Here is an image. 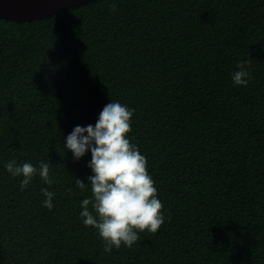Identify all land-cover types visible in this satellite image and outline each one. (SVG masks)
<instances>
[{
	"label": "trees",
	"instance_id": "1",
	"mask_svg": "<svg viewBox=\"0 0 264 264\" xmlns=\"http://www.w3.org/2000/svg\"><path fill=\"white\" fill-rule=\"evenodd\" d=\"M111 100L134 109L127 137L165 222L106 253L79 215L91 154L63 143ZM10 160L49 163L52 183L22 191ZM0 264H264V0H96L0 20Z\"/></svg>",
	"mask_w": 264,
	"mask_h": 264
},
{
	"label": "clouds",
	"instance_id": "2",
	"mask_svg": "<svg viewBox=\"0 0 264 264\" xmlns=\"http://www.w3.org/2000/svg\"><path fill=\"white\" fill-rule=\"evenodd\" d=\"M237 68L232 73L233 84L246 86L250 72L245 62L238 63ZM133 114L134 109L111 100L99 113L95 125H76L63 143L65 152L70 151L76 161L91 154L87 162L91 170L88 183L76 178L78 188L90 184L92 193L81 201L79 215L85 226L96 230L106 253L121 245L131 248L139 240L140 232L155 233L165 222L163 203L147 170L146 157L127 137ZM4 168L12 178L22 177V191L37 174L45 184L52 183L49 163L44 161L37 167L30 162L10 160ZM41 193L45 197L43 206L52 210L54 192L45 187Z\"/></svg>",
	"mask_w": 264,
	"mask_h": 264
},
{
	"label": "water",
	"instance_id": "3",
	"mask_svg": "<svg viewBox=\"0 0 264 264\" xmlns=\"http://www.w3.org/2000/svg\"><path fill=\"white\" fill-rule=\"evenodd\" d=\"M96 0H0V20L31 23Z\"/></svg>",
	"mask_w": 264,
	"mask_h": 264
}]
</instances>
